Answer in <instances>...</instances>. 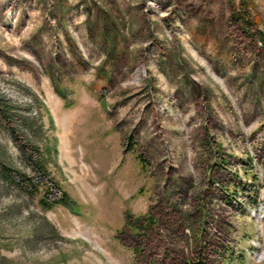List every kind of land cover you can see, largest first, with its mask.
Listing matches in <instances>:
<instances>
[{
	"label": "rangeland",
	"instance_id": "1",
	"mask_svg": "<svg viewBox=\"0 0 264 264\" xmlns=\"http://www.w3.org/2000/svg\"><path fill=\"white\" fill-rule=\"evenodd\" d=\"M263 40L264 0H0V147L36 185L0 175V264H264Z\"/></svg>",
	"mask_w": 264,
	"mask_h": 264
},
{
	"label": "trees",
	"instance_id": "2",
	"mask_svg": "<svg viewBox=\"0 0 264 264\" xmlns=\"http://www.w3.org/2000/svg\"><path fill=\"white\" fill-rule=\"evenodd\" d=\"M264 41V40H263ZM27 121V120H26ZM25 121V123H27ZM132 142H129L131 144ZM35 151H37L35 149ZM26 158H29V160L35 165V168L39 171V173L51 182L52 186H49L46 188L45 196L40 198L41 205H44L45 208H50L52 205L59 203L64 205L65 207L75 210L73 202L70 200V198L67 196L65 192H62L61 196L59 198L53 197V199L50 198V194H52V187H55V189L60 190L59 184L53 180V178L50 176V173L46 169L45 165L42 163L40 159H34L33 156L27 155ZM139 159L142 161L143 158L139 156ZM0 175L3 177L6 181H10V183L16 184L18 187L23 188L24 190H31L30 187H36V185L32 182L31 178L27 177L25 172L21 171V169H17L15 167H12L7 164L6 157L4 156L3 151L0 147ZM45 184V183H44ZM47 185V184H46ZM32 191V190H31ZM126 222L130 221V215L128 217V214H126Z\"/></svg>",
	"mask_w": 264,
	"mask_h": 264
}]
</instances>
